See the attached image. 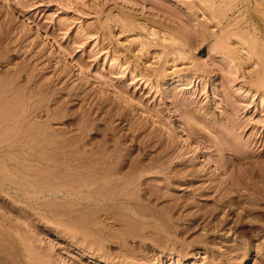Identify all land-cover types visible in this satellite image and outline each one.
<instances>
[{
    "label": "rangeland",
    "instance_id": "1",
    "mask_svg": "<svg viewBox=\"0 0 264 264\" xmlns=\"http://www.w3.org/2000/svg\"><path fill=\"white\" fill-rule=\"evenodd\" d=\"M0 113V264H264V0H0Z\"/></svg>",
    "mask_w": 264,
    "mask_h": 264
},
{
    "label": "bare ground",
    "instance_id": "2",
    "mask_svg": "<svg viewBox=\"0 0 264 264\" xmlns=\"http://www.w3.org/2000/svg\"><path fill=\"white\" fill-rule=\"evenodd\" d=\"M4 104H5V103H4ZM16 104H17V103H16ZM19 104H20V103H19ZM12 107H13V106H12ZM12 107L9 108L10 113H11V116H10L11 118H9V119H11V120H12V119L15 120L14 118H16L15 114L17 113V111H16V113L14 114V112H15V110H16V107H14V108H12ZM19 108H20V107H19ZM19 108H18V109H19ZM23 108H24V106H23ZM19 113H20V112H19ZM0 114H1V113H0ZM6 114H7V113H6ZM5 117H6V116H5ZM6 120H7V119H6ZM0 121H1V120H0ZM1 123H2V122H1ZM11 127H12V126H11ZM13 127H14V126H13ZM16 128H17V127H16ZM16 128H15V129H16ZM13 130H14V129H13ZM13 130H11V131H13ZM19 130H21V129H18L17 131H19ZM23 131H24V130H23ZM20 132H22V131H19L18 133H20ZM24 132H25V131H24ZM8 133H9V132H7V134H8ZM22 133H23V132H22ZM5 134H6V133H5ZM9 134H12V132H10ZM9 134H8V136H9ZM23 134H24V133H23ZM23 134H22V135H23ZM15 135H17V134L14 133V138H15ZM40 135H41V134H40ZM2 136H3V135H2ZM11 136H12V135H11ZM17 136H18V135H17ZM9 137H10V136H9ZM12 137H13V136H12ZM34 137H35V136H34ZM39 138H40V137H39ZM10 139H11V138H10ZM26 139H27V138H26ZM32 140H33V139H32ZM26 142H27V141H26ZM33 142H34V141H33ZM24 143H25V142H24ZM29 143H30V141H29ZM12 144H13V143H12ZM34 152H35V151H34ZM35 153H36V152H35ZM25 154H26V153H25ZM17 155H18V154H17ZM42 155H43V153H42ZM39 157H40V156H39ZM55 158H56V157H55ZM55 158H54V159H55ZM54 159H53V160H54ZM44 161H45V160H44ZM20 164H21V163H20ZM75 167H76V166H75ZM21 168H22V167H21ZM49 171H50V170H49ZM57 171H58V170H57ZM20 172H21V171H20ZM29 172H30V171H29ZM21 174H23V173H21ZM52 176H53V175H52ZM54 176H55V175H54ZM57 178H58V177H57ZM65 178H66V177H65ZM11 179H12V178H11ZM11 179H10V180H11ZM29 179H30V178H29ZM14 180H15V179H14ZM21 180H22V179H21ZM21 180H20V182H21ZM47 180H48V179H47ZM37 181L40 182V180H37ZM24 182H25V181H24ZM26 183H27V182H26ZM42 183H43V182H42ZM9 184H10V183H9ZM15 185H16V184H15ZM22 185H23V184H22ZM44 185H47V183H45ZM62 185H63V184H62ZM24 186H25V185H24ZM24 186H23V187H24ZM10 189H11V188H10ZM66 193H67V192H66ZM36 195H37V193H34V194H33V197L36 196ZM35 200H36V199H35ZM1 239H2V238H1ZM1 242H2V241H1ZM0 245H1V243H0ZM4 254H5V253H4ZM13 256H14V255H13Z\"/></svg>",
    "mask_w": 264,
    "mask_h": 264
}]
</instances>
